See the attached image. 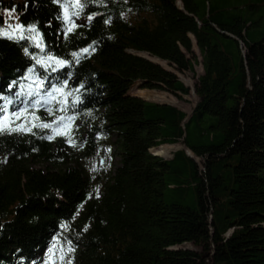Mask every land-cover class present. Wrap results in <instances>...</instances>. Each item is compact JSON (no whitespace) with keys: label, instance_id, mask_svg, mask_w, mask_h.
<instances>
[{"label":"trees","instance_id":"obj_1","mask_svg":"<svg viewBox=\"0 0 264 264\" xmlns=\"http://www.w3.org/2000/svg\"><path fill=\"white\" fill-rule=\"evenodd\" d=\"M182 2L94 0L66 35L53 0H0V26L35 24L40 34L0 38V105L32 112L41 100L36 124L73 117L53 124L71 128L53 139L42 127L0 135V264H44L59 238L70 240L72 264H208L204 251L212 264H264V0L248 6L257 16L218 0ZM191 34L204 72L189 116L129 92L140 82L189 94L176 71L196 73ZM89 45L77 63L71 53ZM179 142L171 158L152 152ZM75 147L120 160L93 178L73 163ZM187 241L203 251L175 247Z\"/></svg>","mask_w":264,"mask_h":264},{"label":"rangeland","instance_id":"obj_2","mask_svg":"<svg viewBox=\"0 0 264 264\" xmlns=\"http://www.w3.org/2000/svg\"><path fill=\"white\" fill-rule=\"evenodd\" d=\"M259 1L260 0H218L219 4L221 3L225 7L234 8L236 10L241 9L242 14H244L246 16L247 15L257 16L259 14V12H254V10L252 11V9L248 7L249 4L257 3ZM16 23L17 22H10V24H16ZM191 36L193 38L195 51L198 55V62H195L196 73L194 74V72L190 69H187L184 72H182L180 70H177V71L175 70L176 73L180 76V78L190 87L191 92L189 94L183 95L182 97H179V96L174 95L173 93H171L169 91L152 89L149 91H157L160 94V97H158V98L154 97L153 98L151 96L146 97V96L142 95L143 98L146 100L158 101V102L161 101L162 103L175 104V105L179 106L180 108H182L183 110H185L187 112L188 116L192 113L195 105L200 100V96L198 95V93L196 91L195 85H196V82L198 80V76L204 72L203 63H202V55L200 53V49L196 43L195 36L193 34H191ZM140 53L144 54L142 52H140ZM155 60H157V59H155ZM158 61L159 60H157L156 62H158ZM159 62L162 65H164L161 61H159ZM164 66L169 68V69H174L173 66L169 65V62H168V64L165 63ZM139 85H140V82L135 83L130 88L129 92L132 94H139L137 91V89H139ZM79 122L80 121H77V123H79ZM193 136L195 138L198 137L196 135V133H194ZM178 145L183 147L185 144L183 142H179V143L173 144V145H170V144L163 145V146H168V148H169L168 149V155H162V154H159V155L167 157V158H171L173 156L172 155L173 152L175 150H177ZM181 147H179V148H181ZM75 150H76V152H75L76 155H75V161H73V163L74 164L79 163L81 166H83L85 168L87 173L90 174L93 178H96L99 175L100 176L104 175L106 170L109 167L113 168L116 164L119 163V160H120V157L117 154L116 155L113 154L112 150H110L108 152V154L102 155V157H100L101 154H97V153L94 155H91V156L82 155L83 153L80 152L81 149H79L77 147H75ZM155 150H156V148L152 149V152L156 153ZM156 154H158V153H156ZM196 159H197V162H198L200 168L202 169V171H204L205 170V165H204L205 158L203 156H197ZM37 165L46 166V163L40 162ZM93 168H95L96 170L93 171ZM69 242H70V240L61 241L59 238L55 243H53L51 245V247L48 249V251H49L48 255H47L48 261L44 262V264H53V262H54V264H69V261H71V264H72L73 253H72V251L71 252L68 251ZM175 247H189L192 249L203 251V249L200 245H198L192 241L184 242L182 244L176 245ZM53 253H54V255H53ZM203 253L205 254L206 262L208 264H212L211 253H209L208 251H204ZM61 257H63V259H61Z\"/></svg>","mask_w":264,"mask_h":264},{"label":"snow or ice","instance_id":"obj_3","mask_svg":"<svg viewBox=\"0 0 264 264\" xmlns=\"http://www.w3.org/2000/svg\"><path fill=\"white\" fill-rule=\"evenodd\" d=\"M88 2H94V0H53V3H56L62 10V15L58 17L59 19H62L65 23L66 27V35L67 33L72 32L75 28L79 27L75 23V20L73 17H79L80 12L83 11L86 3ZM100 3H103V0H99ZM14 11V9L12 10ZM93 19L92 15L88 16V20L91 21ZM106 23L108 21H105ZM39 31L37 28V25L32 24L25 26L20 23L16 24H10L5 22L3 26H0V38H8L13 39L17 42L22 40H28V41H36L39 37ZM95 43V42H93ZM36 47L40 48L41 51L44 50L42 39L40 42H37L35 44ZM94 51L95 49L92 48L91 45H89L86 48L81 49L79 52H72L71 55L73 59L79 63V59L82 57V54L87 55L89 53V50ZM25 53H28V48L24 49ZM35 59V57H33ZM48 60L54 61L55 65L58 67H65L69 66L70 62L65 59H59L54 56L49 55L47 57ZM38 64L41 63L40 60L36 61ZM50 66V65H49ZM53 71H56L57 68L53 67ZM33 72V69H29V73L31 74ZM43 83L42 81L40 82ZM83 87V85H81ZM55 91H62V89H54ZM32 93H30L31 95ZM51 95V93H49ZM0 99H4L3 97H0ZM8 104H11L12 101L8 100ZM63 103V102H61ZM41 106V100L37 99L33 102V111L29 112L27 108H22L17 111L10 112L7 105H0V135L3 134H12L13 132H30L32 130V127H42V128H50L52 130L53 135L47 137L48 139L55 138V135H69L71 128L70 125H66L63 128H55L53 127V124L57 122H63L65 119L71 121L73 117H64V116H57L55 121L50 123H40L36 124L35 121L39 118L35 115V110H38V107ZM49 114H52V109H47ZM62 111H67V108H62ZM27 116H31L32 120L28 121L26 119ZM24 120V123H17V121ZM29 123H31V127H29ZM68 142L75 146V141L72 140L69 136ZM110 151V149H109ZM96 169L93 168V171ZM98 191V190H97ZM69 242V248L68 251L71 252L74 249L71 248ZM51 251V250H50ZM54 255V253H53ZM63 259V257H61ZM54 264V262H53ZM69 264H71V261H69Z\"/></svg>","mask_w":264,"mask_h":264},{"label":"bare ground","instance_id":"obj_4","mask_svg":"<svg viewBox=\"0 0 264 264\" xmlns=\"http://www.w3.org/2000/svg\"><path fill=\"white\" fill-rule=\"evenodd\" d=\"M145 55H148L146 53H144ZM159 60V59H157ZM160 61V60H159ZM164 65V61H161ZM138 93L143 95V96H151V97H160V94L157 92V91H149L148 89H137ZM150 98V97H149ZM181 147L180 145L177 146V148ZM168 146H162V147H159V148H156V153L158 154H162V155H168Z\"/></svg>","mask_w":264,"mask_h":264},{"label":"water","instance_id":"obj_5","mask_svg":"<svg viewBox=\"0 0 264 264\" xmlns=\"http://www.w3.org/2000/svg\"><path fill=\"white\" fill-rule=\"evenodd\" d=\"M177 4H178V6L180 7V8H182V9H184V4H183V2H182V0H177ZM136 53H138V54H140V55H144V56H146V57H148V58H150V59H152V60H154V61H157V60H155L153 57H150V56H148V55H145V54H141L140 52H136ZM159 62V61H158ZM160 63V62H159ZM138 95V94H137ZM140 96V95H139ZM182 148V147H181ZM178 149V148H177Z\"/></svg>","mask_w":264,"mask_h":264},{"label":"crops","instance_id":"obj_6","mask_svg":"<svg viewBox=\"0 0 264 264\" xmlns=\"http://www.w3.org/2000/svg\"><path fill=\"white\" fill-rule=\"evenodd\" d=\"M149 89V88H148ZM137 95V94H136ZM138 95H140V94H138ZM141 97H143L142 95H140ZM159 102H161V101H159ZM162 103V102H161Z\"/></svg>","mask_w":264,"mask_h":264}]
</instances>
